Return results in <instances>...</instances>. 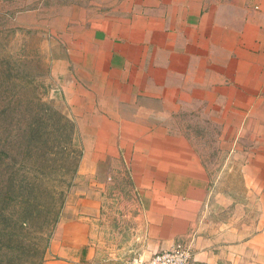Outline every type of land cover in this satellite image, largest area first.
<instances>
[{
	"label": "crops",
	"instance_id": "1",
	"mask_svg": "<svg viewBox=\"0 0 264 264\" xmlns=\"http://www.w3.org/2000/svg\"><path fill=\"white\" fill-rule=\"evenodd\" d=\"M4 7L55 41L51 92L81 150L42 264H131L176 243L190 264H264V0Z\"/></svg>",
	"mask_w": 264,
	"mask_h": 264
},
{
	"label": "rangeland",
	"instance_id": "2",
	"mask_svg": "<svg viewBox=\"0 0 264 264\" xmlns=\"http://www.w3.org/2000/svg\"><path fill=\"white\" fill-rule=\"evenodd\" d=\"M18 10L10 7L0 9V106L5 110L0 124V138L3 144L4 139L7 141V152L10 149L15 151L18 147V142L13 143V137L19 136L20 130L24 128V119L37 103H46L71 120L61 100L51 92L56 82L51 63L56 51L55 41L40 31L38 16L23 12L17 14ZM64 145L66 142H61L58 146ZM74 145L77 150L80 149L78 138ZM217 155L215 153L211 158L216 159ZM64 156L61 147L54 146L47 148L40 157L32 155L23 159L22 155L17 156L16 163L9 156L1 154L0 201L5 180L10 173H16L14 177L26 179L35 186L33 200L42 212L23 223L14 209H4L12 217L8 223L0 226V264L43 263L64 202L77 183L74 176L60 207L61 191L65 189L62 181L64 177L68 178V169L76 160V154L73 159L68 160L61 159ZM215 171L222 173L225 186H242L237 181V171L227 172L221 168H215ZM16 201L18 197L12 196L7 205L15 208ZM56 212L59 217L51 229V226L46 225L49 220H53Z\"/></svg>",
	"mask_w": 264,
	"mask_h": 264
},
{
	"label": "trees",
	"instance_id": "3",
	"mask_svg": "<svg viewBox=\"0 0 264 264\" xmlns=\"http://www.w3.org/2000/svg\"><path fill=\"white\" fill-rule=\"evenodd\" d=\"M3 108V106H0V124L2 115L5 111ZM18 135L19 136L15 135V137H13L15 138L13 143L16 144L18 142V147H16L15 151L10 149L9 152H7V150H5L7 141L4 139L3 144V140L0 138V156L1 154L9 156V159L13 160L14 163L17 162V156L22 155L23 159L26 156L32 155L40 157L45 154V150L47 148H51L53 146L61 147V152L65 153V156L61 157V159H73V156L76 154V160L68 169V178L64 177V180L62 181L65 189L64 191H61V207L65 192L69 190V187L72 184V179L76 176L78 162L81 157V150H77L74 145L77 138L74 123L64 115L60 114L58 110L51 108L48 104L37 103V106L33 108L27 118L24 119V128L20 130ZM61 142H66V145L58 146ZM1 144L3 145L1 146ZM7 163L9 164V162ZM1 174L2 173H0V175ZM14 174L16 173H10L8 179L5 180V185L2 189L3 196L0 201L1 227L8 223L9 218L12 217L11 213H5L4 209H14L17 212L18 218L21 219L23 223H26L29 219L34 218L36 213L39 215L42 212L40 211V207H38L33 200L34 197L32 192L35 190V186L26 179L14 177ZM12 196L18 197V201L15 203V208L11 205H7ZM58 217L59 213L56 212L53 220H49L46 226H51L50 228L53 229Z\"/></svg>",
	"mask_w": 264,
	"mask_h": 264
},
{
	"label": "built area",
	"instance_id": "4",
	"mask_svg": "<svg viewBox=\"0 0 264 264\" xmlns=\"http://www.w3.org/2000/svg\"><path fill=\"white\" fill-rule=\"evenodd\" d=\"M191 258L189 245L176 243L170 248L152 255L147 260L138 255L131 260V264H190Z\"/></svg>",
	"mask_w": 264,
	"mask_h": 264
}]
</instances>
